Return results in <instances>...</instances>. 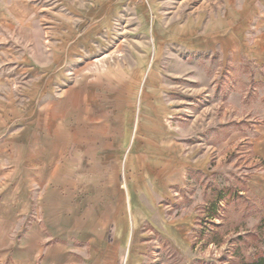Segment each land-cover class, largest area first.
I'll return each mask as SVG.
<instances>
[{"label":"rangeland","instance_id":"obj_1","mask_svg":"<svg viewBox=\"0 0 264 264\" xmlns=\"http://www.w3.org/2000/svg\"><path fill=\"white\" fill-rule=\"evenodd\" d=\"M17 11L0 51L8 237L43 225L39 188L10 192L21 188L19 166L69 127L120 136L165 125L206 167L162 202L173 219H193L190 248L146 228L144 264H251L264 251V196L249 186L264 172V0H20ZM218 194L220 214L208 220Z\"/></svg>","mask_w":264,"mask_h":264},{"label":"crops","instance_id":"obj_2","mask_svg":"<svg viewBox=\"0 0 264 264\" xmlns=\"http://www.w3.org/2000/svg\"><path fill=\"white\" fill-rule=\"evenodd\" d=\"M19 2L0 0V51L4 40L8 42L4 36L10 35L12 14L18 13ZM9 3L12 8L6 5ZM262 59L264 63V55ZM152 99L146 95L143 100ZM119 129L122 135L107 136L115 132L69 127L64 139L50 141L47 151L36 152L32 162L19 166L21 188L10 192L23 197L29 186L39 188L43 225L34 222L14 242L8 237L9 224L0 220V264H144L149 238L146 228L188 251L193 219H173L162 202L173 199V188L187 187L189 171L202 172L206 160L187 157L168 126ZM6 147L3 144L1 150ZM257 152L264 158V130ZM6 164L1 152V196L12 180ZM249 186L264 196V172ZM23 204L24 211L29 210Z\"/></svg>","mask_w":264,"mask_h":264},{"label":"trees","instance_id":"obj_3","mask_svg":"<svg viewBox=\"0 0 264 264\" xmlns=\"http://www.w3.org/2000/svg\"><path fill=\"white\" fill-rule=\"evenodd\" d=\"M224 200V196L222 194H218L214 200L210 203L207 209L208 215L206 216V219L213 220L217 218L220 214V202ZM251 264H264V251L260 252V255L254 259V261Z\"/></svg>","mask_w":264,"mask_h":264}]
</instances>
